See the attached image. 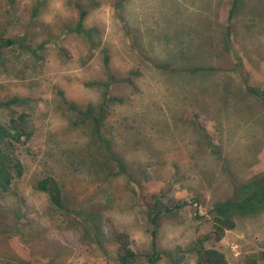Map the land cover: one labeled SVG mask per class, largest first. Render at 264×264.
I'll return each mask as SVG.
<instances>
[{
  "label": "rangeland",
  "instance_id": "1",
  "mask_svg": "<svg viewBox=\"0 0 264 264\" xmlns=\"http://www.w3.org/2000/svg\"><path fill=\"white\" fill-rule=\"evenodd\" d=\"M152 1L136 21L92 13L80 27L109 0L62 13L0 0V40L16 41L0 46V124L30 135L0 193V264H122L124 237L131 264H197L188 250L216 229L217 204L264 174V0H220L211 19L207 0ZM233 11L240 29L252 20L230 35ZM51 178L63 209L38 188ZM235 222L206 247L244 264L264 252V210Z\"/></svg>",
  "mask_w": 264,
  "mask_h": 264
},
{
  "label": "trees",
  "instance_id": "2",
  "mask_svg": "<svg viewBox=\"0 0 264 264\" xmlns=\"http://www.w3.org/2000/svg\"><path fill=\"white\" fill-rule=\"evenodd\" d=\"M239 0H234L237 5ZM81 20H83V15ZM81 27V21L79 23ZM16 41L0 40V46L14 45ZM111 72L110 68L107 67ZM110 78L112 75L110 74ZM18 100H13V103ZM16 123V122H15ZM15 131V132H13ZM30 135L26 132L18 130V127H7L0 124V193H8L13 185L15 178L21 177L24 171V165L16 154L15 143L20 142L21 137ZM120 169L125 172V165L121 160L117 161ZM38 188L45 192L50 202L57 208L63 209L62 191L55 179H47L39 182ZM175 204V207H179ZM173 207H166L171 212ZM264 210V174L250 184H244L240 188L239 195L235 199L225 204H217L214 210L216 229L198 239L188 251L197 255V264H229L223 252L216 248L206 247V243L210 240L220 241L223 238L225 230H233L236 227V217H248L255 215ZM152 223L155 227L159 226V218H153ZM156 233H153L155 237ZM162 255H168L166 252L155 251L150 255V262L155 263L161 259ZM120 259L122 264H131L135 254L128 248L127 240L124 237L121 240ZM179 260H173L175 264L180 263ZM244 264H264V252L253 253L249 255Z\"/></svg>",
  "mask_w": 264,
  "mask_h": 264
},
{
  "label": "crops",
  "instance_id": "3",
  "mask_svg": "<svg viewBox=\"0 0 264 264\" xmlns=\"http://www.w3.org/2000/svg\"><path fill=\"white\" fill-rule=\"evenodd\" d=\"M41 1V0H39ZM43 1V0H42ZM57 2L55 3V8H53V13H62L63 10H65V8L67 6H71V8L73 7L74 10L76 11L78 5L81 4V0H69L68 2H64V0H56ZM111 0H109V2L107 3H98L96 2V6L93 8H88L85 9L84 11L81 12V17H80V21L83 22L87 21V18L89 19V16H91V14H95L93 16V18H96V16L98 15V17L100 16H117L118 19L121 20H128L129 17L132 20H138V16L139 14L142 13L143 9L145 8V6L147 5V11L150 12V14H152V0H116L115 2H110ZM188 1V0H185ZM192 1H189V4H193L191 3ZM207 2L209 4H211L208 8H199L197 7L200 11H208L210 15H207V18L211 19V15L212 13L216 12L217 7L220 3V0H207ZM243 2V1H242ZM242 2L240 1L237 5L238 7V11L242 10L241 9V5ZM142 4V5H141ZM245 6V5H244ZM243 8V7H242ZM36 13H38L40 10L38 8H35ZM77 14V12H75ZM252 13V11H251ZM237 14V12H236ZM83 15V20H81ZM252 15L250 14V12H248L247 14V22L245 23L246 26H242L243 29L238 28L239 24H237V17L233 11V15H232V19L234 21V23L232 24V26L229 28L230 31H232L230 33V35H234L236 34L239 30H243L242 32L245 31V29L250 26L249 21L252 20ZM210 21V20H209ZM236 21V23H235ZM210 24V28L208 31V34L205 35H215L218 33V31L220 30V25L219 24V20L215 18V22H208ZM81 25V27H82ZM214 25V27L212 26ZM80 26V25H79ZM93 30V32L97 29V27H91ZM89 31V30H88ZM146 29L145 28H141L140 29V34H141V38L143 37L144 39H146L145 33H146ZM204 35V36H205ZM145 36V37H144ZM145 41V40H144Z\"/></svg>",
  "mask_w": 264,
  "mask_h": 264
}]
</instances>
